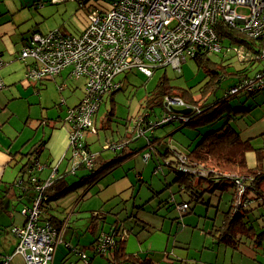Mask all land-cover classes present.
Returning <instances> with one entry per match:
<instances>
[{
  "label": "rangeland",
  "instance_id": "1",
  "mask_svg": "<svg viewBox=\"0 0 264 264\" xmlns=\"http://www.w3.org/2000/svg\"><path fill=\"white\" fill-rule=\"evenodd\" d=\"M2 1L3 0H0V3ZM70 1H74L76 7L79 9L75 11L74 5H68L64 12L65 18L61 16L57 5L60 3L59 5L64 6L67 2L53 1L51 4L49 3L47 12L51 14V18L44 25L45 29L51 27L55 21H61L62 24L49 28L47 29L48 31L46 30L44 33L60 28L66 31L67 27H70L71 24L75 25V23L81 27L86 14L92 11L95 5L99 2H108L107 0H69L68 2ZM83 5L85 6L83 7ZM34 7L35 6H33V8ZM238 11L246 13L248 9L240 7ZM19 37L21 36L19 35ZM20 40L21 39L18 37L13 39V41L18 43L17 45H19ZM228 42H230V40H228ZM228 42L224 41L223 45L228 44ZM2 43L3 41L0 38V45ZM12 45L15 47L13 42ZM228 45H239V43H230ZM21 46L22 45L19 47L21 48ZM14 50H17V48H14ZM238 53L241 54V52ZM238 53L233 50V48L229 49L226 47V49L218 52V54L212 53L210 56L214 60L220 61V58H223L226 64L242 67L245 65V62H240ZM31 60V58L27 59V61ZM259 63L264 66V59ZM255 65H257V62L254 66ZM68 74L69 69H65L61 74L55 76L54 79H49L46 88L41 87L39 91H36L30 86L23 90L22 97L19 96L18 98L11 99L8 103H6L7 100H2L0 105V144L5 145L4 151L10 153V156H13V152L16 155V157H13L15 159L9 162L11 163L9 164L10 166L17 165L18 161L21 162V160H23L24 162L27 160L25 153L31 149L34 143L41 142L44 134H48L52 131L51 121L60 119L57 121L58 125L56 127L60 129L63 127L67 130L69 126L66 122L68 110L74 107L71 106L73 102L68 90L70 87L67 85ZM60 75L64 76L65 80H63ZM163 75H166L170 79L172 85L182 88L191 86L196 89L200 83L204 81L205 71L203 68L199 67L198 63L192 57H188L178 70L172 65H167L156 68L151 76H147L136 69L126 72L125 74H120L117 77L121 81L120 88L113 94L110 92L104 95V101L98 112L93 116V122L94 126L97 128V132L90 134L87 131L85 133L86 140L88 141L87 143L89 144L91 153L95 155V161L97 163L99 159H105V157L107 159L109 156L111 158L116 156V151L112 147H106V144L117 142L119 136L124 134L126 126L132 125V122H135L139 117L145 116L146 110L150 111V117L152 119L160 117L159 114H162L164 108L156 106L153 109L147 106V102H152L155 97L157 84ZM69 80H72V83L78 86L75 90L77 92L75 101H77L84 93L87 77L82 76L80 78H70ZM232 82L233 79L231 78L225 80V83ZM37 87L40 86L38 85ZM5 88L6 87L1 89L0 92ZM163 101L165 102V99ZM240 101L246 103V107L258 104L257 118H253L251 114H247L245 117H240L237 121H234L233 124L236 128L245 130L247 127L253 125V123H257V136L254 137L252 141L254 146L257 148L261 147L264 145V121L262 120V112L264 111V89L248 96L243 95L241 97H236L230 101L229 106L235 107ZM56 103L58 105L64 103L70 105V107L65 105L67 107H65V114L62 113V116L64 115L63 118L57 117L61 111L56 106ZM111 108L114 109V114L108 119L106 115ZM223 109H225V107ZM231 113L237 114L233 111H231ZM226 120L227 117L223 116L221 119L210 123L209 126H200L197 128L183 125L178 119L173 122L165 123L160 129L156 130V135L160 136L163 140V142L157 144L156 148L164 151L166 146L175 147L182 152H187L205 133L221 127ZM60 135L61 133L59 132L58 138ZM45 138H47V136ZM142 142L143 139H139L133 146H139ZM47 154L48 151H45L40 160L44 161L45 155ZM66 155L67 158L72 155L71 147L68 148ZM163 158L164 157L159 156V160L162 161ZM256 159V150L250 149L247 152L249 164H255ZM66 161L67 159H65L63 165L60 167L61 173L66 165ZM156 161L157 158L153 150L152 157L148 163H145L143 154L138 152L133 156V159L126 162L122 169H119L118 166L113 171L114 175H117L121 170L123 173L124 171L129 173L135 185L132 200L129 202H121V204L115 208L114 215L108 214L106 210L114 205L116 201L111 200L105 204H99L98 196L100 197V195L97 194L98 190L112 179V172L100 179L86 194L83 195L84 189H80L62 198L60 202L61 208L74 201V199L79 196L80 202L76 206H78V209L82 210L83 213L89 214V216L91 213L90 210L99 209L103 213L105 212L107 222L111 221L116 216L120 219L128 217L131 220L127 225L133 222L134 231L138 229L137 237L142 244H145L147 241L145 238L147 230L144 227L145 224L143 221L149 223V227H152L151 233L154 234L157 231L164 232L169 240L166 248L165 246L160 248L158 246L159 244H155V251L158 253L156 257L160 258L157 259L159 264H185L184 261L181 260L184 258L183 253H186L187 250L191 248V253L195 254V249L199 246H201V248L198 249H200L201 253L203 252V257H209L210 255L207 254L206 249L210 247L209 244L212 242V237L206 233L214 228V225L218 226L221 224L224 213L229 209V194L223 192L220 188L215 189L214 192L206 191L205 188L208 183H204L202 188H199L201 189L199 191L203 192V196L200 197L199 200L191 198L192 194L190 192H185L181 196L180 192L182 190L180 189L179 182L176 181L180 174L170 171L167 168L158 173H154ZM52 170L53 168H49L48 172L50 173ZM83 171L84 170H81L80 173ZM140 175L143 177L142 181L140 180L142 177H140V179L136 177ZM78 178L79 177L72 176L69 177V180L75 182ZM212 189L213 188H210L209 190ZM14 190L17 191V193L19 192V188H12V191ZM1 196L2 193L0 190V197ZM172 197L175 198L176 202L171 201ZM182 198L192 200L190 202L191 209L189 210L191 213L184 214L178 211L176 203L182 202ZM2 204L3 198H0V233L1 231L8 230V226L12 223L13 217L16 219V217L20 216L21 208L24 205V199L22 197L13 199L8 207V212L4 210ZM88 221L89 217L84 218V225H86L85 223H88ZM99 222H102L105 229L108 228V224L104 223L102 219H100ZM94 237L95 235L93 233H84V235L79 236V238L75 237L74 243L77 242L78 239H81V243L88 244ZM204 241L207 242L205 249H203ZM188 242H190L191 246ZM164 250L168 251L175 260L168 261L166 254L164 258L161 259ZM214 250H217L216 246ZM87 251L90 252V256H93V251ZM209 252L210 251H208V253ZM213 254L216 256L217 251ZM106 255L108 256V254ZM20 256L21 255L17 254L15 257ZM261 258L264 259L263 257ZM93 259V264H110L105 255H95ZM68 261L69 259L66 261V264ZM53 264H64L60 251L56 253Z\"/></svg>",
  "mask_w": 264,
  "mask_h": 264
},
{
  "label": "built area",
  "instance_id": "2",
  "mask_svg": "<svg viewBox=\"0 0 264 264\" xmlns=\"http://www.w3.org/2000/svg\"><path fill=\"white\" fill-rule=\"evenodd\" d=\"M67 2L69 0H52ZM98 3L87 13V24L76 33H66L54 29L47 33L35 32L20 52L24 62L32 59L27 66L25 76L31 80H42L59 75L69 69V78L87 77L85 96L82 101L69 108L66 122L69 125V147L72 148L70 173L75 174L79 167L87 170L93 168L95 155L87 149L85 133L97 132L93 116L98 112L103 96L120 85L117 77L132 69L151 76L155 68L172 65L180 69L188 57H194L199 51L218 53L223 45L216 30L218 20L238 28L248 38L256 40L264 38V0H107ZM85 5H83L84 7ZM247 8L246 13L238 8ZM233 50L241 58H245V50L234 46ZM264 58V50L261 53ZM5 60L0 56V90L5 87L1 69ZM262 75L254 79H246L249 88L263 87ZM239 85L228 93L239 90ZM173 107L191 108L181 97L168 95L165 97L164 111L156 121L146 122L149 116L139 117L140 134L148 129L157 128L160 123L178 119L184 113L176 112ZM146 126V128H144ZM123 144V143H122ZM121 143H108L106 147L120 149ZM181 165L187 157L173 150ZM150 157L148 151L143 159ZM186 165V164H185ZM181 166L187 171L189 167ZM44 165L37 164L34 169L41 171ZM196 171V167L192 169ZM56 173L53 170L50 177ZM35 181V176L32 177ZM237 191L236 199L241 202L246 189L253 181L250 175L233 176ZM40 193L30 206L22 208L21 213L26 220L23 226H15L14 232L19 238L15 254H21L25 264H52L57 243L62 241L61 231L50 222L41 223V206L45 199L44 186H38ZM181 209L187 207L184 203ZM115 243L113 233L99 235L96 248L105 252L107 247ZM66 247L80 257L82 264H90L87 254L73 248L70 243ZM12 255L5 257L1 264H9ZM69 264H74L70 262Z\"/></svg>",
  "mask_w": 264,
  "mask_h": 264
},
{
  "label": "trees",
  "instance_id": "3",
  "mask_svg": "<svg viewBox=\"0 0 264 264\" xmlns=\"http://www.w3.org/2000/svg\"><path fill=\"white\" fill-rule=\"evenodd\" d=\"M215 27L222 42H228V40H230L228 44L239 43V45L226 44V47L230 49L234 46H239L246 51L244 53L245 58H241V56L238 55L240 62H245V65L242 67H235L234 65L226 64L225 59L223 58H220V61L214 60L210 56L214 52L199 51L192 58L198 63L200 68L204 69V81L200 83V85L196 89L191 86L182 88L172 85L170 79L166 75H163L157 84V88L155 90L156 94L154 95L155 97L153 98L152 102H147V106L152 107L153 109L156 106L164 108L163 100L166 96H179L192 107V110L190 112L184 113L185 116L182 115L178 118V120H180L183 125H188L192 128H197L200 126L206 127L209 126L210 123L221 119L223 116L227 117V120L221 127L205 133L202 138L187 152H182L175 147L166 146L164 151H162V149L156 148V152L154 153L157 158V161L155 163V172L158 173L167 168L170 171L179 173L180 175L176 179V181L180 183V189L183 192H190L192 194L191 198H195V200H199V198L203 196V192L199 191L201 190L199 188L202 187L197 188V185H200L203 182L208 183V187L205 189L209 192H214L217 188H220L223 192H228L227 190H230L233 187L231 205L229 208L230 210L224 213L222 224L218 226V228H216V239L219 243L225 244L232 248H237L240 244H245L246 242H248V240H250L253 245L257 247V245L264 243V145L257 148L254 146L252 140L243 139L241 136V132L233 124L234 121H237L240 117H242V113L250 112L252 109L250 107H246V104H244L242 101H240L239 104L235 107L229 106V103L236 97H241L243 95L248 96L264 89V85L262 88L258 86L259 84H257V86H255L254 88H249L250 84L245 83L246 79H254V77H256L258 74H261V81L264 84V66L259 63L264 59L261 57V53L264 50V38H257L256 40L250 39L245 33L240 31L238 28L228 24L224 20H218ZM28 41L29 39L23 45V47L28 43ZM256 62L257 65L254 66ZM126 72H124V74ZM47 78L52 79L55 78V76ZM228 78L233 79V82L225 83V80ZM117 80L120 81L119 79ZM120 85L117 88L113 89L111 93L113 94L116 90H118L120 88ZM238 85L240 87L237 92L232 94L228 93L231 88ZM103 101L104 96L102 102ZM224 107L225 109H223ZM231 111L237 114H232ZM146 112L149 113V116L145 118L147 123L149 121H156L158 119H152L150 117L151 113L149 110H146ZM113 114L114 109L111 108L107 112L106 118L109 119V117ZM174 120L162 122L157 128L148 129V131L153 132L154 130H157L158 128L163 126L165 123L173 122ZM139 125L140 124L137 119L132 128V130L134 129L132 134L137 132L138 137L146 132L145 131L140 134V131L138 130ZM144 128H146V126H144ZM146 138L147 141L144 150H148L151 158L152 150L154 149V142L158 139L152 133H150V135H147ZM129 140H131L130 137H127L124 140H118L117 143L123 144L120 149H115V151H123L127 146ZM44 144V140L43 142H38L26 153L25 156L27 157V160L22 164V167L19 171L20 178L15 182V184L21 187L24 195L29 196L30 199H32L31 203L25 206H30L34 203L35 199L40 193V189L38 188V186H44L43 194L48 198L44 200L41 206L40 221L41 223L50 222V224L61 231L60 233L62 238V241L57 243L55 247L52 264L55 260L57 247L62 243L67 250V255L62 261L64 264H66V261L68 259L69 261L67 262V264H69L70 262H73L74 264H82L80 257L71 249L67 248L66 243H70L73 248L81 250L82 252H84V254L86 253L90 264H93V257L95 255L104 256L106 254H108L110 263L113 264H154V261L151 257H140L137 256V254L125 252V244L127 240L124 238H119L117 231L119 229L121 231L120 236L123 237L124 235L128 234L127 228H114L109 231L102 230L96 237L95 241L85 246L87 248H91L92 246V250L94 253L93 257H91L84 250V247L81 248L78 245L64 239L62 224L59 225L58 223H56L54 215H49L45 218L42 217L44 208H54V206H51L52 203L57 202L59 199L69 195L70 193L78 191L80 189H84L83 195L86 194L88 190L100 178L105 176L108 172L112 171L124 160L126 156H115L111 160L105 161L99 166H96L97 162L95 161L92 169L87 170L84 167H79L75 174L70 173V169L64 173H61L59 172L58 165L52 166L51 168H53V170L56 169V173L53 177L50 178L49 183L46 185L48 179L46 178L45 180H41L38 176L40 171L34 169L37 164H42L45 168L46 164L41 163L39 160ZM86 145L87 149L91 151L89 148V144L87 143ZM250 149H254L257 152V165L255 167H250L247 162V152ZM134 150L137 152L136 149ZM173 150H177L187 157V162L185 163L186 165L183 164L189 167L187 171L181 169V166L183 165H181V162L178 160V157ZM160 151L161 157H164L162 161L158 158V152ZM129 155L130 154H128V156ZM194 167H196L195 172L192 171ZM79 170H84L87 173L82 176L78 175ZM52 172H50V175ZM236 174L250 175L253 177V181L246 189L241 202H238L236 199L237 191L233 181V176ZM69 175H74L79 178L75 182H69L67 180ZM33 176H35L36 178L35 181L32 180ZM210 188L213 189L209 190ZM171 201L176 202L174 197H172ZM191 201L192 200L190 199L189 202L184 201L176 203V206L179 209L180 213H188V211L191 209ZM184 203L187 204V207L181 209V206ZM92 218L97 220L103 219L98 211H95L93 213ZM15 226L23 225H14L10 227V232L17 238L16 246L12 252L1 256L0 264L3 262L5 257H8L10 255H12V258L9 264H13V260L17 255L15 254V252L19 244V238L14 232ZM102 233H113L115 243L111 246L109 245L106 251L101 253L97 251L96 244L99 235H101ZM68 255H72L71 257L76 256L78 261L71 259V257L67 258ZM21 257L23 258L25 264L24 257L22 255Z\"/></svg>",
  "mask_w": 264,
  "mask_h": 264
},
{
  "label": "crops",
  "instance_id": "4",
  "mask_svg": "<svg viewBox=\"0 0 264 264\" xmlns=\"http://www.w3.org/2000/svg\"><path fill=\"white\" fill-rule=\"evenodd\" d=\"M2 2H3V4H2ZM2 2L0 3V38L2 39L3 43L0 45V56H2V58L6 62V64L1 69V76L5 81V84H6L5 87L6 88L2 92H0V105H1L2 100H7L6 103H8L11 99L18 98L19 96L22 97L23 90L27 89L30 86H32L36 91H39L41 89V87H45V88L47 87V82L51 78L42 79V80H31V79L26 78L25 72H26L27 66L30 65L32 60L26 61V62L22 61L20 59V52L23 48V45L27 42V40L30 38V36L34 32L44 33V32H46L47 29L53 28L56 26H60L62 24L61 21L60 22L55 21V23L51 27L46 28V29L44 27L46 22L51 18V14L47 12V9H48L49 3L51 4L53 2L52 0H3ZM59 4L60 3H58L57 7H58L62 17H64V12H65L66 8L68 7V5H74L75 11L77 9H79L78 7H76V3H74V1H70V2L67 1L66 5H64V6H61ZM33 6H35V7L33 8ZM87 19H88V17L86 14V17H85L84 22H83L81 27L75 23V25L71 24L73 27L70 25V27L66 28L67 32L62 30V28H60V30H62L63 32H66V33L78 34L86 26ZM19 35L21 37H19ZM15 37H18L21 39L19 45H17L18 44L17 42L13 41V39ZM12 42L15 44V47H13ZM20 45H22L21 48L19 47ZM14 48H17V50H14ZM62 75H60V76H62ZM52 79H54V78H52ZM62 79L65 80V77L62 76ZM69 79L70 78L68 76L67 85L70 87L68 90H69V94H70L72 102H73V104L71 106H76V105H78V103L81 102L82 98L84 97L85 90H84V93L82 94V96L79 97V99L77 101H75V95L77 93L75 90L78 88V86L73 84L72 83L73 81L69 80ZM85 84H87V81L85 82ZM38 85L40 87H37ZM244 104H246V103H244ZM65 105H67V104L64 103V104L58 105L56 103V106L61 111V112H59L57 117L63 118L64 115L62 116V113L65 114V110H66L65 107H67V106L70 107V105H67V106H65ZM263 107H264V105H263ZM250 108L252 110L250 112L242 113L241 114L242 117H245V115H247V114H251L253 118H257V104H254ZM159 115H161V113ZM59 120L51 121V125H52L51 130L52 131L48 134H44L42 137L41 142H43V140H44L45 144H44V147L42 149V153L40 155V158L43 156L42 154L45 151H48V154L45 155L44 161H41L39 158L41 163L46 164L45 168L42 171H40V173L38 175L41 180H45L46 178L49 177L50 173L48 172V170L52 166L58 165L59 166V172H61L60 167L63 165L65 159H67V161H66V165H65L62 173L66 172L71 167V157L67 158V155H66L67 150H68V146H69V126H68L67 130H65V128H63V127L61 129L57 128L56 127L58 125L57 121H59ZM262 120L264 121V111L262 112ZM135 122H132V125H130L128 127L126 126L124 134L120 135L119 139H117V140H121V139L124 140L127 137L131 138V140H129L127 146L125 147V149L123 151H120V152L116 151L115 152L116 156L122 155V156H126V157L112 171L107 173V174H109L112 172V175H113L112 179L109 182H107L106 185L102 186L97 192V194L100 195V197L98 196L99 204L100 203L105 204L106 202H109L111 200L116 201V203L114 205H112L108 210H106V212L108 214L114 215L115 214V211H114L115 208L117 206H119V204H121V202L131 201L133 196H134V191H135L134 181L130 177L129 173H127L125 171L123 173L121 170L117 175H114L113 171L118 166H119V169H122V167L126 164V162L130 159H133V156L135 154H137L138 152H141L143 154L146 151V150H144L145 145H146V141H147L146 136L150 135V133L154 134L158 139L154 142V149H153L154 153L156 152L155 150H156L157 144H159L160 142H163L162 138L160 136L156 135V130H154L153 132H150L147 130L144 134L140 135L139 137H138L137 132L132 134V132L134 131V129L132 130V128H133ZM160 128H158V129H160ZM237 129L241 132V136L243 139L252 140L254 137L257 136L256 135L257 134L256 133L257 132V123H253V125H251L250 127H247L245 130L239 129V128H237ZM59 132L61 133V135L58 138ZM46 136H47V138H45ZM139 139H143V142L139 146L134 147L133 144H135L137 142V140L139 141ZM34 145H36V143H34L31 148H33ZM4 146L5 145L0 144V190L2 193V196L0 198H3L2 207L4 208L5 211L8 212L9 211L8 207L10 206V203H12L13 199H17V198L22 197L24 199V205L22 206V208L25 205L30 204L32 199H30L29 196L24 195L23 194L24 192L21 189V187H19L17 184H15V182L18 181L20 178L19 171L22 167V164L24 163L23 160H21V162L18 161L17 165L10 166L9 164H11V163H9V162H11L12 159H15L13 157H16V155L13 152V154H12L13 156H10L11 155L10 153H7L6 151H4ZM134 149H136L137 152ZM128 154H130V155L128 156ZM25 155H26V153H25ZM159 156L161 157V151L159 152ZM159 156H158V158H159ZM114 157L115 156H113L112 158H114ZM112 158L109 156V157H107V159H106V157H105V159L104 158L101 160L99 159V162L96 163V166H99V164L101 165L103 162L109 161ZM150 159L151 158L149 157V159L147 161L144 160L145 163H148L150 161ZM247 162H248V160H247ZM248 165L250 167H255L257 165V159H256L255 164L250 165L248 162ZM80 171L81 170H79L78 175H81V176L84 175L85 173H87L86 171H83L80 173ZM154 173H156L155 169H154ZM72 176H74V175L68 176L67 180L69 182H73V181L69 180V177H72ZM105 176H103V177H105ZM136 177L138 179H140V177H142V175L136 176ZM102 178H100V179H102ZM140 180L142 181L143 177ZM205 183H207V182H205ZM203 184H204V182L201 183L200 185L198 184L197 188L202 187ZM207 187H208V185L206 186V188ZM12 188L13 189L19 188V192L17 193V191H15V190L12 191ZM227 191H228L227 193L229 194V208H230L231 197L233 194V187ZM185 192H187V191L180 192L181 196ZM65 197H63V198H65ZM61 199H59L57 202L52 203L51 206H54V208H50V209L48 207L46 209L44 208L42 217L45 218L49 215H54L56 223H58L59 225L62 224L65 240H68V241L72 242L73 244L78 245L81 248L84 247V250L89 254L90 252H88L87 250L93 251L92 246H91V248H87L85 246H87V245L91 244L93 241H95L96 237L98 236V234L102 230L109 231V230L114 229V228L118 229V228L124 227V228H127L128 234L124 235L123 237L120 236L121 231L119 229L117 231V234L119 235V238H124L127 240L126 244H125V252L137 254V256H140V257H142V256L143 257H145V256L151 257L154 261V264H159V261L157 259H160V258L156 257V255L158 253L155 251V248H156L155 244L156 245L159 244L158 246L160 248L163 246H165V248H166L169 240H168V236L166 237L164 232L157 231L154 234L151 233L152 227H149L150 226L149 223L143 221V223L145 224L144 227L147 230V233L145 234V236H146L145 238L147 241L145 244H142L138 240V237H137L138 229H135V231H134V225L132 224L133 222L130 223L129 225H127L129 223V221L131 220L128 217H125L124 219H120L118 216H116L111 221L107 222L105 212L103 213L99 209L90 210L91 211V213H90L91 217L89 216V214L83 213L82 210L78 209V206H76V205L80 202L79 196H77L74 199V201L63 206V208H61V204H60V202L62 201ZM181 201L182 202H184V201L189 202L190 200H186V199L182 198ZM1 202H2V199H1ZM228 210H230V209H228ZM95 211H98L100 216L103 218L102 219L103 222L108 224L107 229H105L102 222H99L100 219L97 220V219L92 218L93 213ZM178 211H179V209H178ZM189 213H191V212H188L187 214H189ZM86 217H89V221H88V223H85L86 225H84V218H86ZM12 219H13L12 223L8 226V230L7 231H1L2 234L0 233L1 234L0 235V258H1V256L12 252L16 246V243H17V238L10 232V227L14 226V225H23L25 220H26L25 216L22 213H20V216L16 217V219H15V217H13ZM223 219H224V216H223ZM222 222H223V220H222ZM222 222H221V224H222ZM220 225H218V226H220ZM218 226L214 225V228L207 231V233H206L207 235H210L212 237V242H211V244H209L210 247H208L206 249L207 254H209L210 256L207 258L203 257V252L201 253L200 249H198V248H201V246H199L195 249V254L191 253V248H189L186 253H183L184 258L181 259L182 261H184L185 264H188V263H190V264H264V259L261 258V257L264 258V243L257 245V247H256L255 245H253V243L250 240H248V242H246L245 244H240L237 248H232L230 246L219 243L217 241L216 236H215V232H216V228H218ZM84 233L85 234L86 233H93L95 235V237L92 240H90V242L88 244L81 243V241H80L81 239H78L77 242L74 243L75 237L79 238V236L84 235ZM188 243L190 244V242H188ZM203 244H202L203 249H205L207 242L204 241ZM190 246H191V244H190ZM215 246L217 247V250H216L217 255L216 256L213 254L214 252H216L214 250ZM58 251H60L61 256H62V261H63L64 257H66V255H67V250L64 247L63 243L58 245L56 253ZM208 251H210V252L208 253ZM92 253H94V252H92ZM165 254L168 258V261H174L175 260L173 258V256L168 251H165V250H164L163 255L161 256V259L164 258ZM71 256L72 255H68L67 258H70ZM91 257H93V256H91ZM105 257L108 258L107 255H105ZM67 258H65V259H67ZM71 259L78 261L76 257H71ZM108 261L110 262L109 259H108ZM13 264H24V260L21 256L15 257L13 260ZM78 264H80V263H78ZM110 264H113V263H110Z\"/></svg>",
  "mask_w": 264,
  "mask_h": 264
},
{
  "label": "water",
  "instance_id": "5",
  "mask_svg": "<svg viewBox=\"0 0 264 264\" xmlns=\"http://www.w3.org/2000/svg\"><path fill=\"white\" fill-rule=\"evenodd\" d=\"M173 110L180 113H187L191 111V108L173 107Z\"/></svg>",
  "mask_w": 264,
  "mask_h": 264
}]
</instances>
